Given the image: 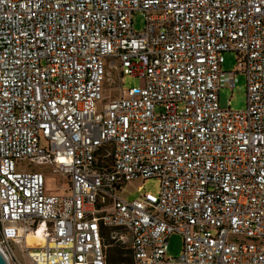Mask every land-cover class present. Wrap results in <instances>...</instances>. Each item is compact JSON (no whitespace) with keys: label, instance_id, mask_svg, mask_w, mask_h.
I'll return each mask as SVG.
<instances>
[{"label":"built area","instance_id":"1","mask_svg":"<svg viewBox=\"0 0 264 264\" xmlns=\"http://www.w3.org/2000/svg\"><path fill=\"white\" fill-rule=\"evenodd\" d=\"M238 73L247 105L223 107ZM153 177L158 194L121 195ZM107 227L132 264H264V0H0V248L9 264H106Z\"/></svg>","mask_w":264,"mask_h":264},{"label":"rangeland","instance_id":"2","mask_svg":"<svg viewBox=\"0 0 264 264\" xmlns=\"http://www.w3.org/2000/svg\"><path fill=\"white\" fill-rule=\"evenodd\" d=\"M145 25V18L142 12H135L133 15V27L136 31H141ZM225 60L222 64V69L226 71H234L237 66V56L235 51H226L224 53ZM238 82L234 88L229 85L222 86L220 88V102L223 107L228 106V100H230V106L234 109H244L247 105V78L244 73H238ZM140 79L132 75H125L123 79V89H128L129 87L139 85ZM108 86V85H106ZM121 92V87L112 86L104 88L103 95L107 97H114L119 95ZM159 111V108L157 109ZM28 164L29 160H23L18 163L21 168L23 164ZM31 169H36L42 171L47 179V192L48 193H68L69 192V179L65 178L62 174L53 173L49 165H35L31 166ZM60 184H62L65 189H60ZM142 186V189L139 187ZM124 190L121 195L128 199L137 198L142 191L151 192L158 194L160 190V180L157 178H147V179H135L126 182L124 185ZM127 240V239H126ZM107 243V263L106 264H121L119 262H109V257L114 260H118L117 252L118 249L123 250V258L125 260L131 261V249L128 240L126 242H119L113 238H106ZM183 251V235L179 232H173L170 234L168 239V257H178ZM112 260V261H114Z\"/></svg>","mask_w":264,"mask_h":264},{"label":"trees","instance_id":"3","mask_svg":"<svg viewBox=\"0 0 264 264\" xmlns=\"http://www.w3.org/2000/svg\"><path fill=\"white\" fill-rule=\"evenodd\" d=\"M112 230H113V227H107L103 231L105 236H106V238H108V237L111 238L110 234H111ZM117 257H118V260H114V259H112V257L111 258L109 257V262L110 263L119 262L121 264H132V257H131V261H128V262L125 260V258H123V250L122 249H118ZM112 260H114V261H112Z\"/></svg>","mask_w":264,"mask_h":264},{"label":"bare ground","instance_id":"4","mask_svg":"<svg viewBox=\"0 0 264 264\" xmlns=\"http://www.w3.org/2000/svg\"><path fill=\"white\" fill-rule=\"evenodd\" d=\"M27 242L29 243V245L31 246H40L42 244V242L39 240V238L37 236H28L27 237Z\"/></svg>","mask_w":264,"mask_h":264},{"label":"water","instance_id":"5","mask_svg":"<svg viewBox=\"0 0 264 264\" xmlns=\"http://www.w3.org/2000/svg\"><path fill=\"white\" fill-rule=\"evenodd\" d=\"M0 264H9L5 254L3 253L1 248H0Z\"/></svg>","mask_w":264,"mask_h":264}]
</instances>
